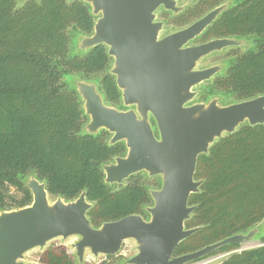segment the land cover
Listing matches in <instances>:
<instances>
[{
	"label": "trees",
	"instance_id": "16d2710c",
	"mask_svg": "<svg viewBox=\"0 0 264 264\" xmlns=\"http://www.w3.org/2000/svg\"><path fill=\"white\" fill-rule=\"evenodd\" d=\"M226 1L196 0L172 19L169 11L161 15L178 29ZM230 1L233 6L199 40L254 36L259 42L208 81L211 84L200 90L198 101L221 95L232 103L264 94V0ZM95 22L92 7L83 0H25L21 5L18 0H0V209L32 203L23 178L35 171L47 182L51 196L71 200L86 190L94 204L88 216L95 227L134 213L149 218L146 207L153 199L148 187L129 181L118 189L104 181L102 164L124 155L125 143L110 145L105 129L97 135L82 132L88 116L71 77L91 80L103 72L100 88L105 101L118 108L123 105L116 77L109 72L108 48L103 44L87 52L72 48L80 35L93 33ZM195 178L203 183L190 197L197 208L186 227L201 229L179 244L176 256L247 232L264 220V124L245 123L217 140L209 153L199 156ZM10 186L21 192L19 199L9 198ZM260 239V246L232 252L218 264H264V235ZM239 247L228 244L202 259ZM42 261L75 264L62 244L45 249Z\"/></svg>",
	"mask_w": 264,
	"mask_h": 264
},
{
	"label": "water",
	"instance_id": "95a60500",
	"mask_svg": "<svg viewBox=\"0 0 264 264\" xmlns=\"http://www.w3.org/2000/svg\"><path fill=\"white\" fill-rule=\"evenodd\" d=\"M83 1L92 7L96 22L92 34L76 39V52L102 44L108 48L113 59L109 72L116 77L128 108L107 104L95 80L71 77L89 118L82 132L97 135L105 129L112 134L110 145L126 144L124 155L102 164L106 183L120 189L131 176L146 172L160 177L161 185L150 190L149 218L134 213L95 227L88 216L94 204L86 190L75 199L59 195L51 201L47 182L32 174L24 181L32 192V203L0 209V264H29L28 252L44 249L58 238H76L71 246L79 264H84L88 252L93 257L117 255L128 240L135 241L137 253L123 264H191L228 244L260 239L264 220L247 232L174 254L181 242L201 229L186 227L197 208L190 204V197L200 192L203 183L195 178L199 156L245 123L264 124V94L228 104L222 103L221 95L197 100L200 90L195 88L224 70L221 64L200 68L202 60L247 43L243 38L216 37L190 44L233 2L226 1L189 25L162 35L165 22L158 19V11L179 14L186 5L178 0ZM92 164L96 167L98 162Z\"/></svg>",
	"mask_w": 264,
	"mask_h": 264
},
{
	"label": "rangeland",
	"instance_id": "374dc122",
	"mask_svg": "<svg viewBox=\"0 0 264 264\" xmlns=\"http://www.w3.org/2000/svg\"><path fill=\"white\" fill-rule=\"evenodd\" d=\"M180 5H186V8L189 5H192L193 2H195L196 0H178ZM25 2V0H18L19 5L23 4ZM161 11H166L164 9H161L158 11V19H164L163 15ZM170 19H172V17H174V13L171 11L170 13ZM177 25H174L172 23H168L165 24V29L162 33V35H165L175 29H177ZM214 37L211 36L208 38V40L213 39ZM244 40L247 41L246 44L242 45V46H237L238 48H225L224 50L220 51V52H214L211 55L207 56L206 58H204L202 60V62L200 63L199 67L200 68H204V67H208L211 65H215V64H221L224 65V70L221 73H224L229 61L232 60L234 57L246 51H249L251 49L256 48L259 39H256V37L254 36H247V37H243ZM201 40H197L195 42H192L194 44L196 43H200ZM79 46V42L76 40V43L73 42L72 43V48H74V50L76 51V48H78ZM73 50V51H74ZM113 65V59L112 62L110 64V68ZM103 75V72H100L98 74L95 75V79H91V80H95L98 84H100V79ZM214 79V78H213ZM211 79L210 82H213L214 80ZM206 81L200 85H198L195 89H199V90H204L206 89L211 83ZM231 100L228 98H223L222 97V103H229ZM123 102V101H122ZM125 108H128L127 106H124ZM89 119V118H88ZM86 122H88V120H86ZM141 176L139 177H134L131 180H126V183L130 181V183H141L142 185H145L146 187H148L150 190L151 189H157L158 187H160L161 185V178L158 176H148V174L146 172H140ZM32 174H35V171H31L29 173H27L26 175H24L23 180L26 181L27 178L29 176H31ZM8 193L10 195V199H12L13 197L19 199L21 197V192L18 191L15 187L10 186L8 188ZM57 198V196H50V200L54 201ZM8 199L9 201H12ZM150 206V205H149ZM263 233H264V225H263ZM76 241V238H69L68 240L64 241L61 238L52 240L48 243V245L46 246V248L44 249H34L31 250L30 252H28L27 254V259L29 264H45V262L42 261V253L45 249H47L48 247L51 246H55L58 244H62L64 245L68 252L71 254L72 258L75 260V264H79L76 255L74 254V250L71 246V244L73 242ZM261 245V239H256L255 241L251 242V243H246V244H242L240 245V247L238 249L235 250H231V251H226V252H221L215 255H212L208 258H204L200 261L197 262H193L191 264H218L219 262L223 261L224 259H226L232 252H236L239 251L242 248H248L250 246H260ZM137 253V246L135 241L133 240H128L123 244V247L121 249V251L119 252V254H117L115 257H105V256H99V257H93L92 255H90V253L88 252V254L86 255V259L84 261V264H123L124 261H126L128 258L132 257L133 255H135Z\"/></svg>",
	"mask_w": 264,
	"mask_h": 264
},
{
	"label": "flooded vegetation",
	"instance_id": "af4514ba",
	"mask_svg": "<svg viewBox=\"0 0 264 264\" xmlns=\"http://www.w3.org/2000/svg\"><path fill=\"white\" fill-rule=\"evenodd\" d=\"M160 10H161V9H160ZM169 12H171V11H169ZM162 20L165 22L164 19H162ZM165 24H166V22H165ZM184 27H185V26H184ZM180 28H181V27H180ZM180 28H178V29H180ZM182 28H183V27H182ZM175 30H177V29H175ZM173 31H174V30H173ZM201 36H202V35H201ZM201 36H199L197 39H195V40L192 41V42H195V41L199 40ZM215 38H216V37H215ZM210 40H211V39H210ZM206 41H208V40H205V41L202 40V41H200V43H203V42H206ZM192 42H191L190 44L193 45L194 43H192ZM200 43H196V44H200ZM228 48H236V47H228ZM219 74H220V73H219ZM217 75H218V74H217ZM217 75H215L213 78H215ZM213 78H212V79H213ZM209 81H210V80H209ZM121 94H122V93H121ZM122 101H123V100H122ZM122 103H123V102H122ZM121 109H127V108H125V107H124V104H123V105L121 106ZM88 120H89V119H88ZM154 127H155V126H154ZM155 128H156V127H155ZM156 132L158 133L157 129H156ZM109 133H110V132H109ZM110 135L112 136L111 133H110ZM109 140H110V139H109ZM124 143H125V142H124ZM125 145H126V144H125Z\"/></svg>",
	"mask_w": 264,
	"mask_h": 264
},
{
	"label": "built area",
	"instance_id": "2783aa9c",
	"mask_svg": "<svg viewBox=\"0 0 264 264\" xmlns=\"http://www.w3.org/2000/svg\"><path fill=\"white\" fill-rule=\"evenodd\" d=\"M240 250H242V249H240ZM240 250H239V251H240Z\"/></svg>",
	"mask_w": 264,
	"mask_h": 264
}]
</instances>
